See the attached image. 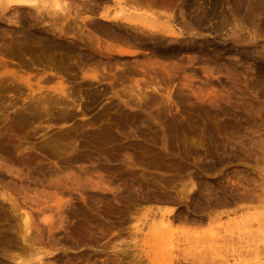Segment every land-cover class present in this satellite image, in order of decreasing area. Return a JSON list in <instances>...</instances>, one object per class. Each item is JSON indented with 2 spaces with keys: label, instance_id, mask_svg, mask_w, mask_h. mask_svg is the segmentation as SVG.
<instances>
[{
  "label": "rangeland",
  "instance_id": "rangeland-1",
  "mask_svg": "<svg viewBox=\"0 0 264 264\" xmlns=\"http://www.w3.org/2000/svg\"><path fill=\"white\" fill-rule=\"evenodd\" d=\"M61 1L71 3L70 9L73 8L77 2H80L79 0ZM74 1L75 4L73 3ZM89 1L91 3L92 0H87V2ZM111 1L112 0H109L106 3L108 4L107 11H109V13L111 11V13L114 14L117 5H114L113 1ZM118 1L127 7L129 5L134 6L139 12L153 13L160 21H166L168 17H170V22L174 24V28L177 31L183 32V36L180 39L181 43L167 42L168 46L173 48L179 46V44L184 46L188 45L190 48H196L200 53L192 48V50L194 49L196 51L194 52L193 50L191 51L192 53L183 52V54L181 52L173 56V58L171 57L172 59L169 58V60L167 59L163 62V59L159 60L156 58L155 60V57H152L151 53H146L148 51L145 49L142 50V48L136 42L134 43L132 39H130L131 42L127 40V43L125 40L121 41L124 43L123 45H129L131 43V46L129 45L128 47L127 45H121L119 43L120 40L111 41L106 38V29H108L109 26H107L106 23L104 25V22H100V20L96 21L98 20V10L100 8L97 5V13H86V11H83V13L81 12L80 14L79 12L80 16H77L75 19L77 22L74 21L75 24L77 23L79 27H81V33L83 32V35L85 34L82 36L86 38L87 34L89 37V35H91V32H89L91 27L96 26L95 28L100 32V35L102 36L104 34V39H102L104 43L101 41V44H103L102 46L108 45L113 48L112 44H115L116 46H114V48L117 47V49H123L129 53L124 54L126 56L122 55L120 57L116 55V53L112 54L111 52L107 58L106 56L105 58L103 57L105 60L103 58L101 60L107 61L109 64H105L106 69H103L102 67L104 66L100 65L101 63L103 64L104 61H99L101 63L97 62L98 67H91V71H86V74H94L96 77L98 76L97 78L99 79L96 78L89 83V81H86L87 77L84 78L82 76L83 70H81L82 67L77 57L64 56L53 50H51L53 51L52 53L47 51L48 54L45 52V49L41 50V48H38L35 44L34 45L38 49L34 45L27 47L22 46L23 48L19 45L18 47L20 48L16 47L18 49L15 48L16 50H14L16 54L14 55L15 52L13 55L12 52L10 54V48L8 49L7 46L10 47L11 45V40L9 39L12 38V36L10 37L11 30L20 29V31H23L27 29V27L24 28L26 21L29 20L28 18H32L30 13L29 17L27 10L25 12L23 9L16 8L5 9L3 10L4 14H2L1 9L4 7V5H2L3 7L0 6V18L2 15L4 16L3 20L0 19V144L10 148L15 156L29 158V161L21 165V167H18L22 169L23 173H27V170H31L30 168L33 167H58L59 164L66 162L72 155L90 154L93 158L95 155L92 152V147L87 136L107 126L108 115H104V112L108 110H110L109 112H112L114 108L111 106H113V104H119V107L117 108L119 109V112L135 114L134 111H137V114L142 116L152 113L159 117L160 120L164 121L166 125L175 126V129H177L178 132L170 141V144L175 150L168 160H164L156 154L160 150V138L158 136L161 135L160 133H162V130L164 129L157 124H152V128L159 132L156 131L158 136H155L156 134H150L148 136L150 139L148 140L143 139L142 137H133L126 128V135L119 136L118 140L110 145H115V148L119 149L120 147L129 144L131 147L128 146V150L132 156L139 154L141 148L150 149L148 155H151V163L150 165H147V170L149 172L147 175L154 176L157 179L167 177L172 180V182L176 183H178L177 180H180L181 177L187 178L181 182L186 185L189 175L193 174V177L196 176L195 179L201 177V180L203 179L208 182V184L211 185V189L216 187V190L214 189V191L219 193H217V195L226 192L227 195L225 196V199L227 203L225 202V205L223 206L222 204H219L218 206L215 205L214 207L212 206L209 210L205 208V211L202 209L201 212L193 211L192 214L201 217L200 222L192 224L172 222L168 225L170 226L168 228L165 224L159 221L164 218L162 217L163 215L161 212L165 209H172V207L186 210V206H189V199H184L182 203L175 205L170 202L152 201L148 205L137 209L135 211L137 213L134 212L135 214L133 213L131 215L133 217L129 218V213L122 212L110 216V222L104 224L101 233L99 231L95 232L100 233L97 234L98 236L94 234V236L97 237V239L95 237V239H92L95 243L94 241H91L92 244L89 242L85 245H75L74 243L71 244V242H69L68 245L60 244L61 246L59 245L58 247H61V250L56 252V258L62 257V261L65 260V262L63 261V264H100L101 262L103 263L104 260H111L110 263H112V261H120L122 264H127L128 260H130L128 264H133L135 263L134 261H137L138 264H166L168 260H171L170 264H177L176 260L181 259L182 257L188 261L186 264H193L192 262H200L201 260L204 261V259H206V261L203 263L201 261L200 263L264 264V213L262 216L260 215V213L264 212V159L262 160L264 155H260L262 154L260 146L264 147V141L261 142L262 145H259L261 138L264 140V87H262L263 90L260 88L261 86H264V17H261L263 20L260 18L258 29V26L255 28L252 24L248 25L246 28L247 25L245 24L243 27L244 30L242 29L240 31L239 29H241V27H232V23L230 24L229 20V22L227 21L226 23L222 22L220 18H212L206 20V22L204 21L206 25L205 29L202 28V26H205L203 23L200 27L201 29L195 28L194 30L193 28L190 30L185 26L182 27V24L179 23L181 21L178 7L179 0H147L148 2H146V0H139V3H134L129 0ZM48 2L49 1L47 0L45 5H47ZM48 5H50V7ZM48 5L47 6L51 8V2ZM41 10L38 11L39 13L35 16V19L41 18L39 17V14L45 19L47 18V14L50 15V13H52H46L47 10L45 12L44 9ZM33 11L31 10V12ZM70 11L73 15L75 14V12L73 13V10ZM192 12V14H194L192 16L191 13L190 15H188L189 12L187 13V19L196 16V12ZM261 12L264 13V10ZM71 13H69V16L73 17ZM54 15L57 17V15L59 16V13L57 12ZM62 15H64V12ZM37 16L39 18H36ZM4 17L5 19L7 18V20L10 19V21H13L14 23L8 22ZM32 17H34V15H32ZM42 18L41 20H43ZM81 18H83V21H81ZM47 19L49 22L51 21L50 17ZM65 19L67 20L68 17ZM91 20L94 21L95 24H89L88 21L90 22ZM261 20L263 21V24H261ZM58 21L56 24L59 23V28L61 27L60 24L62 22ZM69 21L73 26L74 22H72V18H70ZM84 22L86 24H84ZM96 23H98L100 27L102 25L107 27L100 28ZM39 24H41V26ZM39 24L33 27L37 31L40 30L41 32H45L50 28L49 25H47L49 28H47V26L44 27V24L41 22ZM21 27L24 29L21 30ZM74 27L75 25L70 28L73 33L72 31L67 32L69 36H75L73 35L75 34ZM212 27H214L213 30H215V28L217 30L214 32ZM75 28L77 29V27ZM102 29L104 30L103 33ZM250 29H252L254 34ZM255 29L261 31L259 33L255 32ZM6 30L7 32L8 30L10 32L8 34L9 36L6 35ZM232 30L235 32L238 30L239 35L234 32L231 33ZM196 32L199 33L196 34ZM71 33L72 35H70ZM257 33L258 35H256ZM16 36L20 35L17 34ZM80 36L77 34V37ZM5 38L8 39L5 40ZM64 38L65 37L62 39L68 42L67 45L76 50L80 49L75 42H71V40L69 41ZM5 41L8 45L4 44ZM190 44L193 45L191 46ZM5 47L8 50H6ZM222 47L232 50L228 51L224 48L223 50ZM28 48L33 49L31 51L28 50ZM239 51L243 52V54L238 53ZM222 52L224 54H222ZM246 53L247 56L245 55ZM200 55L201 59H199ZM109 58L110 60H108ZM118 58L119 61L117 60ZM110 61L113 63L115 62L116 64L113 65ZM152 61H155V65L151 64ZM161 62H163L162 64L166 65V67L162 66ZM94 68L97 69L95 70ZM206 68H210L211 70L209 69V71H207ZM259 69H263L261 74L257 72ZM133 72L135 74H131ZM167 73H169V75ZM18 78L26 79L31 86H35L36 82H38L43 94L47 93V91L48 93L53 94L51 92L52 88L59 82L63 81L64 85L69 88V92L73 91L75 94V105L78 104V106L70 103V106L65 109V106L62 104L52 105L48 108L47 113H45V109L43 110L42 106L37 105L35 106V109L39 111V114L41 115V117L38 118V121L36 120L33 123L27 121L28 123H25L18 129L15 126L18 114L23 112L30 104L36 103V100L42 98H38V95H36L35 98L31 97L28 88ZM46 78L51 79V81L46 82ZM154 82L161 85L158 84L161 91L153 92L148 88L144 89V85ZM139 89H141L140 91L145 90L147 92L145 93L144 91L143 94H141L142 92L139 93L141 99H139L140 96L137 94ZM258 89L260 92H258ZM112 90L116 91L119 96H112ZM166 91L171 93V99L164 102V100H166ZM144 95L147 96L148 99ZM148 95L151 98L148 97ZM142 96L143 98L145 97V100H156L153 101V104L151 102L145 110L137 108L129 109L122 103V101L127 100H135V102L138 100L141 102V100H144ZM72 97H74V95ZM89 97L96 98L90 101V99H88ZM170 101H172L173 104H171ZM40 102L41 100H39V104ZM168 102L170 103V107ZM67 111L70 115L66 119H61L59 116H62L63 112L65 113ZM57 117L59 118L57 119ZM232 128L234 129L232 131H235V134H231L234 136L228 135L226 137L225 133ZM116 132L117 130H115V133ZM256 140L259 141L257 142ZM221 145H224L225 147L222 148ZM214 146L215 148L219 147V150L217 149L218 152L216 151L218 154L216 153V155H214L210 152L211 156L210 153H208L209 156L205 158L202 149L210 147L213 149ZM221 148L222 150L224 149L223 151H225V154L224 152L221 153ZM212 149H209V151ZM256 149L261 152L257 151V153ZM45 150L52 151L53 154L47 155L45 154ZM244 150L246 151L243 152ZM255 153L257 155L259 154L257 158L262 156L261 159L258 160ZM156 158H159L158 162H156ZM97 162H102V158L99 157V160L96 161V163ZM205 163L208 164L210 168L208 167L207 170L203 171L201 167L202 164ZM75 164L85 166L89 170L92 169V164L89 162L76 161ZM176 164L181 166V168L173 169V166ZM12 167L16 168V166ZM75 168L76 166L74 165L73 169ZM179 170H181V172ZM237 171L242 173L239 174ZM7 179L12 180L14 184L24 182L26 183V186L29 185L21 193L11 187V185L8 186L9 188L3 186L5 181L3 183L0 182V188L5 189L12 198L16 199V202L21 206L22 211L25 210L26 212H31L33 208L30 209L31 207L26 204L28 200L25 201V198H27V196L31 197L36 196V194H41L38 191L42 188L40 186L32 187V180L27 178L18 179L14 175H8ZM167 182H169V180ZM216 182L221 183H218V185ZM176 183H172V187L169 186L168 183V187L175 190ZM173 184H175V187H173ZM179 184L180 181L177 185L178 189L179 187H182V184ZM214 184L217 185L218 188L217 186H214ZM188 185H186L187 187L185 186V188H188ZM33 188H37L35 189L36 193L33 191ZM218 189L221 190L219 191ZM230 189L233 191H229ZM235 190L243 191L241 192V195L248 192L245 193L248 195V198L243 202L245 204L242 203V201H244L243 198V200L237 198L238 195H241L238 191L236 196ZM200 191L203 192L202 195H205L206 192L204 193V191ZM200 191H198L199 194L197 191H195L196 193L194 192V194L195 197L198 194L197 197L200 198L198 201L202 203L203 201L205 202L204 199H206V195L202 196V199L205 197L202 200ZM33 192L35 194H33ZM233 192H235V195ZM191 194L192 193L188 195ZM97 195H104V193L100 192ZM170 195L174 196V192L171 191ZM73 196L75 198L78 197L77 194H74ZM195 197L192 196L191 199L194 200ZM249 197H252L253 201L252 198L250 200ZM258 197L262 198L258 200ZM247 199H249V202ZM231 201L241 203L244 206L241 204L238 205L234 202L231 205ZM246 202L250 205L246 206ZM251 202H254V205H251ZM12 215L14 217L12 221L13 229L20 232L22 227L21 220L16 218L13 213ZM113 216H115V218L111 219ZM124 216L128 217L125 218ZM161 221L163 222V220ZM113 222L118 223L112 226ZM160 224L161 227H163L162 224L165 225V228L163 227L165 230L163 228H160L161 230L159 229ZM106 225H108L109 229L106 228L108 230L102 232L106 230ZM109 225H111V227ZM101 234L105 235L101 236ZM63 235L64 233L60 232L57 237L62 238ZM44 238V241H46L47 238ZM162 239H164V241H162ZM165 240L167 242H165ZM97 246L99 247L98 250ZM96 251L98 252L96 253ZM110 254L112 256L114 255L115 259L114 257L112 258ZM109 255L111 257H109ZM105 257L109 259L107 260ZM122 257L124 258L122 259L124 261L120 260ZM190 259L192 261H190ZM137 262L135 264H137Z\"/></svg>",
  "mask_w": 264,
  "mask_h": 264
},
{
  "label": "bare ground",
  "instance_id": "bare-ground-1",
  "mask_svg": "<svg viewBox=\"0 0 264 264\" xmlns=\"http://www.w3.org/2000/svg\"><path fill=\"white\" fill-rule=\"evenodd\" d=\"M48 1H49L48 4L51 2V8H49L50 5L47 4L49 7L47 5H45L47 3V0L46 1L45 0H0V4H1L0 6L3 7L2 5H4L3 9H1L2 11L5 9L8 10L10 8H12V9L13 8L14 9L15 8L16 9H23L25 12L27 10L28 14L30 13L31 18H32V19L28 18L29 19L28 21H26L27 19L25 20L26 24H25L24 28L27 27V29L23 30L24 28H22L23 27L22 26L21 30H23V31H20V29H18V30L12 29L11 33H10L9 30H8V32L6 30V32H7L6 35H8L10 33V37L12 36V38H9L11 40V42H10L11 45H10V47L7 46L8 43L6 41H5V43L4 42L3 43L7 44L6 46L8 47V49L9 48L11 49V50L9 49V51H10V54L12 52V55L15 52L14 50L20 48V47H18L19 45H21V47L22 46L27 47V46H31V45L35 44L38 48H41V50L45 49V52L50 51L52 53L53 51H57L60 54H63L64 56L77 57L79 59L78 61L81 64V67H82L81 70H83L82 76L84 78L87 77L86 81L87 82L89 81V83H91V81H94L98 76L96 77V75H94V74L88 75V74H86V71H88V70L91 71L92 70L91 67H96V66L98 67V63L103 62L105 60L104 59L105 56L107 58L111 54V52H112V54L116 53V55H118L120 57L122 55L126 56L124 54L129 53L127 51H124L123 49H117V47H115L116 48L115 49L114 48V46H116L115 44H112L113 48L111 46L106 45V44H105L106 46H102L103 44H101V43L103 42L102 39H104L103 38L104 34L101 36L100 32L95 28L96 27L95 25H94L95 27H91V30L89 29L90 30L89 32H91L90 33L91 35L88 34L89 35V37H88L86 34V38L83 37L85 34L83 35V32L81 33V29H80L81 27H79V25L77 23H76L77 25L75 24V22H77V21H75V19L77 18V16H80L79 12H80V14H81V12L83 13V11H86V13L87 12H89V13L96 12L97 5L100 8L98 10V20H96V21L100 20V22L101 21L104 22V25L106 23V25L109 26V28L111 26L110 29L109 28L106 29L107 34L105 33L106 38L111 40V41L120 40L119 43L121 45H123L124 43L121 42L122 40H125L127 43L128 42L127 40H129L131 42L130 39H132V41L134 43L136 42L142 48V50L143 49L147 50L148 52H146V53H151L152 57H155L154 58L155 60H156V58L159 60L163 59V62L166 61L167 59L169 60V58H171V57L173 58V56H175L178 53H181V52H182V54H183V52L189 53V52L193 51L194 49H196L194 47L190 48V46L188 47V45L184 46L182 44H179V46H177V47L175 46L173 48H170L168 46V43L180 42V39L183 36V32L177 31L174 28V24L172 22H170V20H171L170 17H168V19L166 21H160V20H158L157 16H155L153 13L139 12L136 10V8H134V6L129 5L127 7L124 4L119 3L118 0H112L113 4L117 5V9H118V10L114 9L116 12L113 10L115 12L114 14H112L111 11H110V13H109V11H107L108 10V4H106V3L109 0H101V1L100 0H92L91 3H90V1L87 2V0L86 1L79 0L80 2H77V4L71 9H70L71 3H67L64 1L62 2L61 0H48ZM76 1H78V0H76ZM129 1L134 2V3L140 2L139 0H129ZM153 1H156V0H153ZM146 2H148V1L146 0ZM73 3L75 4V1ZM178 3H179L178 4L179 6L178 5H176V6L179 7V15L181 17V21L179 23L182 24V27L185 26L187 29H190V30L193 28H194V30H195V28L201 29L200 27L203 25L204 21L206 22V20H209L212 18H220L222 20V22H226V23L229 20L230 24L232 23V27H241V29L235 28V29H239L241 31L245 24L247 25L246 28L248 27V25H251V24L253 27L256 28L259 25L260 18L264 17V13L261 12L262 10H264V0H179ZM68 4H69V6H68ZM41 9L42 10L44 9L45 12L47 10L46 13H50V12L53 13V14L50 13V15L47 14V18L50 17L51 21L53 18L52 22L51 21L49 22L47 18H45V19H44V17L42 18L41 14H39V17H41L43 20H41V18H39L38 16L36 18H39L40 20L35 19V16L38 15V13H39L38 11ZM69 9L73 10V13L75 12V14L73 15ZM31 10L32 11L34 10L35 13H37V14H35L34 11L31 12ZM2 11H1V13L4 14V11L3 12ZM192 11H194V13L196 12V16L187 19L186 15L188 12H189L188 15H190V13H191V16L194 15V14H192L193 13ZM57 12L59 13V16L57 15V17H56L54 14ZM63 12H64V15H62ZM69 13H71L73 15V17H70ZM30 14H29V17H30ZM26 15H27V13H26ZM32 15H34V17H32ZM52 15H54V16H52ZM3 16L4 15H2V17L0 19L3 20ZM66 17H68L67 20L65 19ZM70 18H72V22L75 21L73 24L75 25V27H77V29L74 27L75 34H73L76 37L75 36H69V34L67 33L68 31H72L70 28L74 26V25L73 26L71 25V23L69 21ZM4 19H5V17H4ZM46 19H47V21H46ZM63 19H65V20H63ZM5 20H7V18ZM262 20H261V24H263ZM7 21L10 23H14L13 21H10V19ZM25 21H24V23H25ZM57 21L63 23V24L61 23L62 25L60 24L61 27H59V28H58L59 23L56 24ZM81 21H83V18H81ZM91 21L90 22L88 21V23L89 24L92 23V25L95 24L94 21H92V22ZM40 22L44 24V27L49 25L50 28L47 26V28H49V29L46 30L45 32H43V31L41 32L39 29H38L39 31H37L33 27L35 25L39 24ZM84 24H86V23L84 22ZM96 24L98 25V23H96ZM181 24H179V25H181ZM39 25L41 26V24H39ZM101 25H102V23H101ZM204 25H205V23H204ZM107 26L102 25L101 27L103 28V27H107ZM89 27H90V25H89ZM214 27H212V30ZM253 27H251V28L254 29ZM202 28L205 29L206 25L204 27L202 26ZM207 28H208V26H207ZM258 28H259V26L257 27V29ZM199 29H198V31H199ZM252 29H250V30L252 31ZM215 30H217V29L215 28ZM215 30H213V31L215 32ZM234 30H232L231 33L234 32L235 34L236 33L238 34V30H237V32H235L236 30L235 31ZM260 31L261 30H258V31L256 30L255 32L259 33ZM79 32H80L81 36H80ZM103 32H104V30L102 29V33ZM72 33H73V31H72ZM72 33L70 35H72ZM76 33L80 37H77ZM198 33L196 32V34H198ZM252 33L254 34L253 31H252ZM258 33L256 35H258ZM17 34L20 36H16ZM63 37H65L64 39H66V40H69V41L71 40V42H75L76 45L78 47H80V49L78 48L79 50H76L73 47L67 45L68 42L63 40L62 39ZM237 37H239V36H237ZM6 39H8V38H5V40ZM92 43H94V44H92ZM173 44H176V43H173ZM109 45H111V44H109ZM126 45L127 44H125L123 46H126ZM129 45L131 46V43ZM129 45H127V47ZM177 45H178V43H177ZM136 46H134V47H136ZM16 47H18V48H16ZM192 48H194V49L192 50ZM223 48L224 47H222V49ZM8 49L6 48V50H8ZM25 49H27V48H25ZM32 49L28 48V50H31V51H32ZM224 49H227V48H224ZM51 50H53V51H51ZM196 50H194V52ZM9 51H8V53H9ZM36 51H38V50H36ZM6 53H7V51H6ZM40 53H42V52H40ZM43 53H44V50H43ZM238 53L243 54V52H240V51ZM15 54H16V52L14 53V55ZM222 54H224V53L222 52ZM205 55H207V54H205ZM245 55L247 56V53ZM202 56H203V54H202ZM199 57H200L199 59H201V55ZM102 58L104 59L103 61L101 60ZM119 58L117 59L118 61H119ZM245 59H247V58H245ZM108 60H110V58ZM99 61H101V62H99ZM163 62H161V65L166 67V65L162 64ZM107 63H108L107 61H104L103 62L104 65L101 63L100 66H104L102 68L106 69L105 64L107 65ZM110 63H113V62L110 61ZM154 63H155V61L154 62L152 61L151 64H154ZM114 64H116V63L114 62L113 65ZM93 65H95V66H93ZM94 69L96 70L97 68H94ZM206 69H207V71H209L210 68H206ZM259 70L257 72H259L261 74L262 73L261 71L263 69L262 70L259 69ZM131 72H132V70H131ZM164 73H162V74H164ZM131 74H135V73L133 72ZM167 74L169 75V73H167ZM18 79L21 80L25 84V86L28 88L29 93L31 94V97L35 98L36 95H38V98L42 97L41 99H39V100H41L40 104H39V100H36L35 101L36 103L30 104L27 108L24 109L23 112L18 114L17 121L15 123V126L18 129L20 126L24 125L25 123H28L29 121L32 123L36 120L38 121V118L41 117V115L39 114V111H37L35 109V106H37V105L42 106L43 110L45 109V113H47L48 108L52 105H61L62 104L63 106H65V109H66L68 106H70V103H72L74 105L76 103L75 94L73 93V91L69 92V88L64 85L63 81L59 82L57 85H55L52 88L51 92L53 94L48 93V91H47V93L43 94L42 90H40L41 87L38 85V82H36L35 86H31L26 79H20V78H18ZM50 81H51V79L46 78V82H50ZM156 83L157 82L147 83L143 87H144V89L148 88L150 91H153V92L161 91L159 88L160 84L159 83L156 84ZM262 87H264V86H261L260 88H262ZM140 90L141 89H139V92L137 93L138 95L140 92H142L141 94H143V92L145 91V90H143V91H140ZM168 90H169V88H168ZM262 90H263V88H262ZM256 91H257V88H256ZM111 92H112V96H119L116 91L112 90ZM258 92H260V90ZM145 93H147V92L145 91ZM255 93H257V92H255ZM170 94L171 93L169 91L165 92L166 97L165 96L164 97L166 98V100H164V102L171 99ZM73 95H74V97H72ZM145 97L147 98V96H145ZM148 97H150V96L148 95ZM256 97H258V96H256ZM94 98H96V97H89L88 99H90V101H92ZM142 98H143V96H142ZM139 99H141V96L139 97ZM32 100H35V99H32ZM42 100H43V102H42ZM144 100H141V102L138 100H136L137 102H135V100H133V101L127 100V101H122V103L125 107H127L129 109H136L137 108V109H144L145 110V108H147L151 102L153 104V101H155L156 99L155 100L153 99V101H151L152 99L151 100L150 99L145 100V101ZM172 101H170L171 104H173ZM158 103H160V102H158ZM163 104H165V103H163ZM118 105L119 104H113V106H111L114 108V110L112 112H109L110 110L104 112V115H106V114L108 115L107 126H105L102 129H99V130H97V131H95V132H93L87 136L88 141L92 147V152L95 155V156H93V158H92V155H90V154L89 155H87V154L72 155L68 158V160L66 162L59 164L58 167L57 166L33 167V168H30L31 170H27L28 171L27 173H23L22 169L18 168V167H21V165H23L27 161H29L28 160L29 158L24 157V156H15V155H13V151L10 148H7V147H5V145L0 144V182L3 183L5 181L3 183V186L9 188L8 186L11 185V187L15 188L17 191H20L21 193L23 192V190L25 188H27L29 186V185L26 186V183H24V182H20L19 184H14L12 180L7 179L8 175H14L18 179L27 178L29 180H32V182H33V184L31 185L32 187L40 186L42 188V189H40L41 191L40 190L38 191L41 194H36V196H31V197L27 196V198H25V201L28 200V202L26 204L31 207L30 209L33 208L31 212H28V211L26 212L25 210L22 211L21 206H19L17 204L16 199L12 198L5 189L0 188V264H63L65 262V260H63L64 261L63 262L61 259L62 257L56 258V256H57L56 252L61 250V247H58L60 244L61 245H65V244L68 245L69 242H71V244L74 243L75 245H79V244L85 245L89 242L92 244V242L94 241L92 239L95 237L94 234H96V236H98L97 234L101 233V230H103V228H104V224L106 222H110V219H109L110 216L115 215V214H119L122 212V213H127V214L129 213V215H128L129 218L133 217L131 215L137 209L142 208L145 205H148L152 201L170 202V203H173L175 205V204L182 203V201H184V199H189V201H188L189 206H186L187 207L186 210L179 209L178 207H176V208L172 207V209H165L161 212L163 215L162 217H164V218L161 219V220H163V222L161 220H159V221L161 223L165 224L168 228L170 227L168 225L172 222H183V223H191V224L200 222L201 217L197 216L195 214H192L193 211L201 212L202 209H204V211H205V208H207L209 210V208H211L212 206L214 207L215 205H217V206L219 204L220 205L222 204V206L225 205L224 204L226 202L225 196L227 195V193L226 192H225L226 194L223 193L225 195H223L222 193H221V195H217L218 192L214 191V189L216 187L211 189V187H210L211 185L208 184V182L204 181L203 179L201 180L200 179L201 177L198 178L199 176L197 177L198 179H195L196 178L195 175H194L195 177H193V174L189 175L188 181L185 180L187 182L186 185L189 184L188 188H185L186 185L184 183L183 184L181 183V182H183L182 180L187 179V178L181 177V179L177 180V181H178V183L180 181V184H182V187H179V189H178V187H177L178 183L172 182V180L168 179L167 177L161 178V179L158 178L159 179L158 180L154 176L147 175V173H149L147 170V165H150V163H151V161H150L151 155H148V153L150 152V149L141 148L140 153L138 152L139 154H135L134 156H132V154L128 150V146H130L129 144L126 146H122L119 149L115 148V145H110V144L115 143L118 140L119 136L126 135V130H125L126 128H127L128 132L131 133V135L133 137H142L143 139L148 140V139H150L148 137L150 134L151 135L156 134L155 136H158V134H157L158 131L152 128V124H157L159 126H162L164 129L162 130V133H160L161 135L158 136L160 139L157 137L160 141V150L156 154L159 155L160 158H162L164 160H168L173 155L174 150H175L174 147L170 144L171 138L173 136H175L178 132V130L175 129L176 128L175 126L166 125L164 123V121L160 120L159 117L153 115L152 113L151 114L149 113L145 116L144 115L142 116L140 114H137V111H134L135 114L123 113L121 111L119 112V109H117L119 107ZM168 105L170 107V103ZM168 105H167V108H168ZM75 106H78V104H76ZM169 110H170V108H169ZM138 113H139V111H138ZM69 115H70V113L67 111L65 113L63 112L62 116H59V117L61 119L62 118L66 119ZM217 115H219V114H217ZM59 117H57V119ZM169 126H171V127H169ZM115 130H117L116 133H115ZM119 130H121V131H119ZM232 130H234V129L232 128L225 133L226 137L228 135H233L231 133H234L235 131L233 132ZM261 140L260 141L258 140L260 142L259 145L260 144L262 145L261 142L264 141L262 138H261ZM254 146L256 147L255 144H254ZM224 147L225 146L223 145L222 148H224ZM257 147H259V146H257ZM260 147H261L260 149H262L261 150L262 152L257 150L258 148L256 149V152L257 151L261 152L262 154H260V155L263 156L264 155V153H263L264 147H262V146H260ZM222 148H221V150H222ZM133 149H135V148H133ZM209 149H212V147L202 149V152L204 151L203 155L205 156V158H207V156H209L208 153H210V152L213 153L214 155H216V153L218 152L217 149L219 150V147L215 148V146H214V148L210 151H209ZM223 150L221 153L224 152V154H225V151H223ZM245 151L246 150H244L243 152H245ZM253 151L255 152L254 149H253ZM243 152H241V153H243ZM211 153H210V156H211ZM19 154H20V152H19ZM45 154L51 155V154H53V152L45 150ZM180 154H181V152H180ZM249 155H250V152H249ZM258 155L256 154V158ZM262 156H259V158H257V159L258 160L261 159ZM99 157L102 158V162L96 163V161L99 160ZM215 157H217V156H215ZM263 157H262V160L264 159ZM257 159H256V161L258 162ZM113 160H118V161H113ZM204 160H206V159H204ZM76 161L89 162L90 164H92V169L89 170L85 166L75 164ZM158 161H159V158H156V162H158ZM114 162H116V163H114ZM203 163H204V161H203ZM261 164H263V163H261ZM74 165L76 166L75 169H73ZM259 165H260V163H259ZM12 166H16V168H13ZM208 167H209V165L205 163V164H202L201 169L204 171V170H207ZM212 167H213V165H212ZM180 168H181V166H179L178 164L173 166V169H180ZM179 171L181 172V170H179ZM206 172H208V171H206ZM239 172L237 171V173H239ZM241 173H239V174H241ZM22 175H23V177H22ZM153 178L154 179L156 178V179L154 180ZM168 180H169V182H167ZM170 181L172 183L177 184L176 187H175V184H173L174 185L173 187H175V190H173V188H171L172 183ZM168 183H169V186H171V187H168ZM218 183H221V182H218ZM214 186H217V185L214 184ZM221 187H223V186H221ZM217 188H218V186H217ZM35 189H37V188H33L34 192H35ZM231 189H233V188H231ZM231 189L229 191L232 192L233 190H231ZM200 190L204 191V193L206 192L205 193L206 199H204L205 197L203 198L205 200V202L203 201L204 203L203 202L201 203L198 201V199H200V198L197 197V195L199 194L198 191H200ZM171 191L174 192V196L170 195ZM195 191L198 192L196 197L194 194ZM238 191L239 190H235L236 196H237ZM34 192H33V194L36 193V192L35 193ZM100 192L101 193L103 192L104 195H97ZM235 192H233L234 195H235ZM241 192H243V191H239L238 193L241 195ZM190 193H192V194L188 195ZM200 193H201L200 196L202 199V196H205V195H202L203 192H201V191H200ZM245 193H248V192H245ZM245 193H244V195L243 194L241 196L238 195V197H237L239 200L244 199V201H242V203L245 202L246 198H248V195ZM74 194H77L78 197L75 198L73 196ZM246 195H247V197H246ZM192 196L195 197L194 200L191 199ZM251 198H250V200H251ZM261 198L262 197H258V200H260ZM248 200L249 199H247V201ZM252 201H253V198H252ZM233 202L234 201H231V205L233 204ZM248 202H246V204H247L246 206L250 205V204H248ZM234 203H237L238 205L241 204L238 202H234ZM253 203L251 205H254ZM237 204H235V205H237ZM243 204H245V203H243ZM243 204H241V205L244 206ZM235 205H234V207H235ZM33 211H35V212H33ZM12 213L16 216V218L21 220L22 227H21L20 232L15 231L13 229L12 221H13L14 217H13ZM135 213H137V212H135ZM263 213L264 212L260 213V215L262 216ZM128 216H126V217H128ZM113 218H115V216L111 217V219H113ZM121 221H122V219H121ZM114 222H113L112 226L116 225L119 221L116 223H114ZM108 224H110V223H108ZM163 224H162V226L165 228V225H163ZM148 225H149V223H148ZM106 226H105V229L106 228L109 229L108 225H106ZM109 226L111 227V225H109ZM163 227H161V224H160L159 229L160 228L162 229ZM108 229H106L102 232H105ZM97 231H99L100 233H95ZM60 232L64 233L62 238L57 237V235ZM102 235H105V234H101V236ZM44 237L47 238L46 241H44V239H45ZM95 238L97 239V237H95ZM162 241H164V239H162ZM165 242H167V241L165 240ZM94 243H95V241H94ZM98 249H99V247L97 248V250ZM222 251H224V250H222ZM97 252L98 251H96V253ZM99 253H101V252H99ZM110 255H109V257L112 256V255L111 256ZM113 257H114V255L112 256V258ZM105 258H103V259H105ZM190 258H192V257H190ZM103 259H102V261H103ZM114 259H115V257H114ZM114 259H112V260H114ZM122 259H124V258L122 257L120 260H122ZM170 259H172V258H170ZM185 260L186 259L182 257L181 259H177L176 261H177V264H186V262H188V261L187 260L185 261ZM110 261L104 260V262L103 263L101 262V263L102 264H122V262H120V261H119L120 263L116 262V261H112V263H110ZM122 261H124V260H122ZM170 261L168 260L166 264H170L171 263ZM190 261H192V260L190 259ZM204 261H206V259H204ZM204 261H202V263ZM129 262H130V260H128V263ZM134 262L136 263L137 261H134ZM200 262L195 261L192 263L193 264H199ZM135 263H133V264H135ZM202 263H200V264H202ZM137 264H138V262H137Z\"/></svg>",
  "mask_w": 264,
  "mask_h": 264
}]
</instances>
